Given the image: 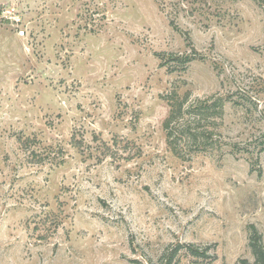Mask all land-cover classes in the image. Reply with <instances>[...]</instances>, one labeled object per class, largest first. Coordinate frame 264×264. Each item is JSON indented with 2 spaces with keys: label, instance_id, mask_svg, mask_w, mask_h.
Wrapping results in <instances>:
<instances>
[{
  "label": "rangeland",
  "instance_id": "1",
  "mask_svg": "<svg viewBox=\"0 0 264 264\" xmlns=\"http://www.w3.org/2000/svg\"><path fill=\"white\" fill-rule=\"evenodd\" d=\"M164 1L161 11L157 0H0V264L254 261L264 7L180 0L176 15ZM171 59L192 61L175 70ZM175 84L227 97L223 159L167 149L161 96ZM74 131L92 146L93 133L128 139L142 156L98 164L71 146ZM19 135L62 149L65 164L29 163Z\"/></svg>",
  "mask_w": 264,
  "mask_h": 264
},
{
  "label": "trees",
  "instance_id": "2",
  "mask_svg": "<svg viewBox=\"0 0 264 264\" xmlns=\"http://www.w3.org/2000/svg\"><path fill=\"white\" fill-rule=\"evenodd\" d=\"M157 1L160 3L161 11L166 10L165 1ZM174 1H176V8L173 14L177 15L176 12L180 11L182 1ZM202 1L207 4V1ZM260 5L264 7V0L260 1ZM199 10L191 9L192 12H199ZM199 13L203 14L204 10ZM171 25L177 28L175 21ZM171 61L179 65L175 70H182L192 59H171ZM172 69L174 70V68ZM226 98L225 96L193 98L189 91L181 93L178 84H175L172 89L161 96V100L168 108L167 115L162 122L165 144L176 158L188 162L200 156H211L219 160L225 157L227 145L222 130L226 116ZM81 136V132L74 131L70 141L71 146L78 151L80 156L94 158L98 164L107 159H112L114 162H119V160L131 161L142 156L140 149L131 148L134 147L131 146L132 142L117 135L113 136L110 142H107L93 133L92 141L98 144L95 146L86 144ZM16 139L23 151L28 154L29 163L36 165L50 163L56 167L65 164L62 149L58 150L59 153H55L50 147L43 148L42 142L36 136L19 135ZM236 146L242 149L239 145ZM258 146L264 151V141L258 142ZM134 150L136 151L134 152ZM58 155L59 161H57ZM250 247L254 261L251 263L248 260H242L240 264H264V243L255 229L250 238ZM169 264H171V260Z\"/></svg>",
  "mask_w": 264,
  "mask_h": 264
},
{
  "label": "built area",
  "instance_id": "3",
  "mask_svg": "<svg viewBox=\"0 0 264 264\" xmlns=\"http://www.w3.org/2000/svg\"><path fill=\"white\" fill-rule=\"evenodd\" d=\"M19 35L22 36V37H24V36H25V32H24V31H21V32L19 33Z\"/></svg>",
  "mask_w": 264,
  "mask_h": 264
}]
</instances>
